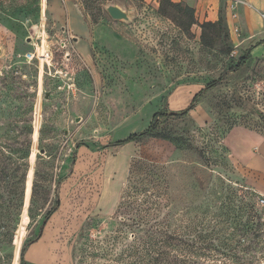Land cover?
<instances>
[{"label":"rangeland","instance_id":"rangeland-1","mask_svg":"<svg viewBox=\"0 0 264 264\" xmlns=\"http://www.w3.org/2000/svg\"><path fill=\"white\" fill-rule=\"evenodd\" d=\"M115 4L128 20L110 18ZM201 33L158 0H0V264H20L23 246L26 264H141L166 235L191 241L163 250L195 264H264V56L232 72L244 49ZM223 72L187 114L160 118L163 137L115 144ZM215 249L235 256L203 255Z\"/></svg>","mask_w":264,"mask_h":264},{"label":"trees","instance_id":"trees-1","mask_svg":"<svg viewBox=\"0 0 264 264\" xmlns=\"http://www.w3.org/2000/svg\"><path fill=\"white\" fill-rule=\"evenodd\" d=\"M158 1H159V13L168 17L173 22L177 23L180 27L184 29H189L192 24L196 23V18L194 16V9L191 6L185 5L181 2H176V1L173 2L171 0H158ZM200 27L202 31L201 41L203 45L211 44L208 41L209 39H212V35L210 33L220 35L223 31L224 35L228 36L230 40L229 30H227L226 25L222 19H219L216 22H211V21L203 22L200 24ZM260 42H264V39L261 40ZM260 42H257V43H260ZM252 47L246 48L245 50L242 51V53L237 58L236 64L230 68V71L232 72L238 71V69L243 67L249 59H252L250 55ZM223 77H224V72L220 74L218 78L208 82V84L205 85L204 88H201L200 90H198V92L193 96L190 104L188 105V108H185L178 112H171V113H167L165 110L157 111L152 115L150 121L148 122L149 123L148 126L144 130L133 132L129 134L128 136H126L125 138L119 139L117 142H115V144L118 145V144H123L126 142H134V141H138L143 138H149V137H163L161 131L159 130L160 118H162L163 116L178 117V116H183L187 114L188 110L191 108L190 106H192L193 102L197 99V97L201 95L204 92V90L218 85L223 80ZM30 145H31V141L29 140L27 141L26 144L23 145L24 151L22 152L21 156L24 162L23 164L16 166V170H18L20 173L18 174V178L16 182H14L13 185H11L12 188L15 189L13 193L14 194L13 198L9 199L8 201L10 203V207L7 209L8 210L7 216L9 217L11 222H13L17 218L19 214V209L23 204L22 201H23L24 194H25L24 184H25V178H26L27 168H28L27 159L29 157L28 154H29ZM1 173H3V170H0V174ZM5 177H7V175H5ZM35 178H36V172L34 175V179L32 180V183H31V186H32L31 193H30L31 197L33 196L35 192V187H36ZM2 179L3 177L2 175H0V180ZM0 188L2 189L3 187L0 186ZM56 201L57 202L55 203V207H58L60 202L58 200ZM250 207L252 208L251 210L253 211V205H250ZM53 211H54V207L45 215V218H49V215ZM252 217L253 215H251V220H252ZM43 224H44V221H43ZM172 239L175 242H172ZM187 241L191 242L189 240ZM187 241L182 236L174 237L171 235H166V237L164 238L152 237L151 241H149L148 243V246L151 245V243H153L157 245V249L156 250L154 248L147 249L145 251L146 252L145 254H141V255H144L147 260L143 259L144 256H140L138 259L139 261L143 259L141 264H145V262H148V261L152 264H195V262L191 260L189 256L185 254L182 256H177L172 251L171 252L167 251L166 253L163 250L164 245L165 247L173 245V247L175 248L182 247L180 248L182 251L184 250L183 249L184 245H190ZM25 250H26V247L23 246L21 253H20V257H19L20 264H26L24 257H23ZM198 254L201 255V252H198ZM152 255L155 256L153 261L150 258L152 257ZM170 255L172 258H170ZM203 255L210 256V258H213V259H216L217 257H224L228 259V258H232V256H235V253L233 250H230V249H227L226 251H219L215 249L212 254L205 253ZM147 256H149V258ZM169 260L170 261L172 260V262H170ZM236 264H239V263H236Z\"/></svg>","mask_w":264,"mask_h":264},{"label":"crops","instance_id":"crops-1","mask_svg":"<svg viewBox=\"0 0 264 264\" xmlns=\"http://www.w3.org/2000/svg\"><path fill=\"white\" fill-rule=\"evenodd\" d=\"M194 9L196 22H216L222 19L229 30L230 41L239 49L252 47L251 58L264 56V0H241L233 8L230 0H171ZM80 39V38H79ZM260 42V43H257ZM255 164H264V139L256 138Z\"/></svg>","mask_w":264,"mask_h":264},{"label":"water","instance_id":"water-1","mask_svg":"<svg viewBox=\"0 0 264 264\" xmlns=\"http://www.w3.org/2000/svg\"><path fill=\"white\" fill-rule=\"evenodd\" d=\"M106 11H107L108 15L110 16V18H112L113 20H115V19H117V20H128L129 19L127 13L120 6H118L116 4L115 5H108L106 7ZM26 185H27V181L25 183V187H26ZM26 192H27V187L25 188L24 201L26 200ZM30 193H31V190H30ZM28 198H29V196H28Z\"/></svg>","mask_w":264,"mask_h":264},{"label":"built area","instance_id":"built-area-1","mask_svg":"<svg viewBox=\"0 0 264 264\" xmlns=\"http://www.w3.org/2000/svg\"><path fill=\"white\" fill-rule=\"evenodd\" d=\"M241 0H230V7L231 8H233L237 3H239ZM34 55H35V53H33V52H30V53H28L27 55H26V57L27 58H29V59H31V58H33L34 57ZM41 55H43V57H45V62H47L48 63V59H50V57H51V53L50 52H47L46 50H45V52H44V50H43V52L41 53ZM44 59V58H43ZM47 59V60H46ZM260 202L261 203H264V199H260Z\"/></svg>","mask_w":264,"mask_h":264}]
</instances>
